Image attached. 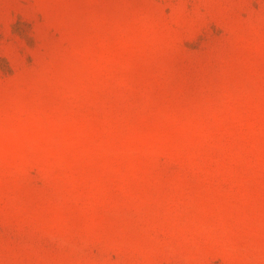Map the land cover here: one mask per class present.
<instances>
[{"label":"rangeland","instance_id":"1","mask_svg":"<svg viewBox=\"0 0 264 264\" xmlns=\"http://www.w3.org/2000/svg\"><path fill=\"white\" fill-rule=\"evenodd\" d=\"M0 264H264V0H0Z\"/></svg>","mask_w":264,"mask_h":264}]
</instances>
